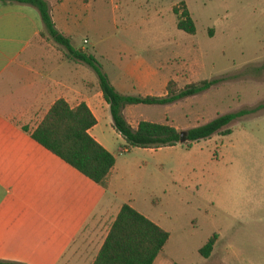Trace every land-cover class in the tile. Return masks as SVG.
Instances as JSON below:
<instances>
[{
	"label": "rangeland",
	"instance_id": "374dc122",
	"mask_svg": "<svg viewBox=\"0 0 264 264\" xmlns=\"http://www.w3.org/2000/svg\"><path fill=\"white\" fill-rule=\"evenodd\" d=\"M62 1L79 11L73 46L94 54L103 71L112 65L109 58L153 61L160 53L181 89L220 80L166 108L141 106L143 115L162 120L166 111V122L185 132L261 107L234 121L232 135L202 140L191 150L182 145L128 149L111 125V112L101 117L97 130L117 158V194L111 199L119 205L131 202L168 231L170 258L178 264H264V0ZM183 2L196 35L177 27L174 8ZM41 41L61 46L47 32ZM111 220L97 215L84 231L95 250ZM215 234V250L206 259L200 249Z\"/></svg>",
	"mask_w": 264,
	"mask_h": 264
},
{
	"label": "crops",
	"instance_id": "0c3cea01",
	"mask_svg": "<svg viewBox=\"0 0 264 264\" xmlns=\"http://www.w3.org/2000/svg\"><path fill=\"white\" fill-rule=\"evenodd\" d=\"M46 1L57 30L71 40L79 23L77 7L62 0ZM45 32L36 8L0 1V262L93 264L126 204L119 205L110 197L117 194V163L104 189L36 142L31 132L58 100H66L72 108L85 103L98 121L90 134L116 158L109 141L97 130L101 117L111 110L90 66L74 61L60 45L37 43ZM157 56L152 61L120 55L109 58L111 67L102 71L122 95L165 97L176 75L162 62L160 53ZM141 106L167 107L127 106L123 115L134 129L142 121L168 124L166 111L161 120L143 115ZM127 204L140 212L131 202ZM97 215L100 220H112L95 250L83 233ZM167 245L154 264H178L168 256Z\"/></svg>",
	"mask_w": 264,
	"mask_h": 264
},
{
	"label": "trees",
	"instance_id": "16d2710c",
	"mask_svg": "<svg viewBox=\"0 0 264 264\" xmlns=\"http://www.w3.org/2000/svg\"><path fill=\"white\" fill-rule=\"evenodd\" d=\"M0 1L4 4L18 3L36 8L49 36L57 44L64 47L74 61L84 63L96 72L104 99L110 106L114 129L126 142L128 149L160 150L182 145L191 150L194 143L202 140H208L214 136L232 135L233 131L230 126L234 121L256 114L261 109L259 107L253 110H242L238 113L226 114L205 125L185 132H180L169 124H157L149 121H142L138 128L134 129L123 115V110L127 106L171 105L210 90L219 84L220 80L194 83L184 89H181L178 83L172 80L167 86L165 97L122 95L98 66L95 55L84 50L75 49L71 40L57 30L46 0ZM83 1L87 2V0ZM174 13L178 19L177 27L179 30L190 35L197 34L196 23L185 2L175 7ZM97 124L96 117L85 103L72 108L66 100L61 99L53 105L36 130L31 132V135L36 142L48 151L88 179L104 189H108L109 177L116 165V158L90 134V131ZM170 237L169 232L142 215L132 206L124 204L93 264H154L159 254L168 244ZM217 239L218 235L215 234L200 249L202 257L206 259L211 257ZM0 264L17 263L0 262Z\"/></svg>",
	"mask_w": 264,
	"mask_h": 264
},
{
	"label": "water",
	"instance_id": "95a60500",
	"mask_svg": "<svg viewBox=\"0 0 264 264\" xmlns=\"http://www.w3.org/2000/svg\"><path fill=\"white\" fill-rule=\"evenodd\" d=\"M183 136V135H182Z\"/></svg>",
	"mask_w": 264,
	"mask_h": 264
}]
</instances>
